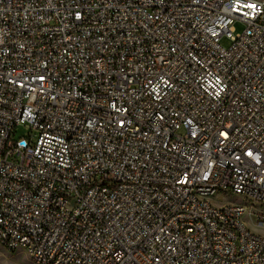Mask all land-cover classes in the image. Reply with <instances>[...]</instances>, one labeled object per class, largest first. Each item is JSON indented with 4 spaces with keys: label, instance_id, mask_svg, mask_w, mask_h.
<instances>
[{
    "label": "built area",
    "instance_id": "2783aa9c",
    "mask_svg": "<svg viewBox=\"0 0 264 264\" xmlns=\"http://www.w3.org/2000/svg\"><path fill=\"white\" fill-rule=\"evenodd\" d=\"M262 207L264 0H0L3 247L264 264Z\"/></svg>",
    "mask_w": 264,
    "mask_h": 264
},
{
    "label": "rangeland",
    "instance_id": "374dc122",
    "mask_svg": "<svg viewBox=\"0 0 264 264\" xmlns=\"http://www.w3.org/2000/svg\"><path fill=\"white\" fill-rule=\"evenodd\" d=\"M234 27L236 32H241L244 28V25L242 22L236 21ZM220 43L223 46L227 47L230 45L231 40L226 36H222L220 38ZM29 132L30 130L27 126L21 125L17 128L16 136H26L29 138L28 136ZM212 201L216 205H221L223 203L240 202L242 201V198L228 192V193L216 195L212 199ZM262 209H264V207H262ZM244 221L252 231L264 235V226L257 225L252 219L251 215L246 214L244 216ZM0 264H35V263H33V261L30 259V257L23 248L16 249L15 251H10L0 244Z\"/></svg>",
    "mask_w": 264,
    "mask_h": 264
}]
</instances>
